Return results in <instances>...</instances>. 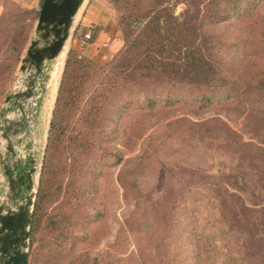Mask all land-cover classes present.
Segmentation results:
<instances>
[{"label":"rangeland","instance_id":"374dc122","mask_svg":"<svg viewBox=\"0 0 264 264\" xmlns=\"http://www.w3.org/2000/svg\"><path fill=\"white\" fill-rule=\"evenodd\" d=\"M95 1L116 20L113 47L97 64L70 36L18 152L37 169L27 264H264V0H171L162 47L145 26L156 0H86L73 28ZM3 13L0 121L36 37V20ZM70 54L91 63L74 66L56 116ZM170 60L174 73L156 71Z\"/></svg>","mask_w":264,"mask_h":264},{"label":"water","instance_id":"95a60500","mask_svg":"<svg viewBox=\"0 0 264 264\" xmlns=\"http://www.w3.org/2000/svg\"><path fill=\"white\" fill-rule=\"evenodd\" d=\"M86 0H43L35 27L36 37L30 41L20 66L24 84L5 99L20 112L18 121L3 128L0 126V166L5 178L4 194L0 193V264H27L30 225L35 198V160L29 159L26 170L16 151L21 139H15L24 123L32 121L28 109L35 106L34 99L42 95L52 80V72L45 64L62 54L72 32L76 15ZM42 80V81H41ZM40 81L41 83H38ZM29 129H25V132ZM22 171V173H21ZM25 186L23 188V184Z\"/></svg>","mask_w":264,"mask_h":264},{"label":"crops","instance_id":"0c3cea01","mask_svg":"<svg viewBox=\"0 0 264 264\" xmlns=\"http://www.w3.org/2000/svg\"><path fill=\"white\" fill-rule=\"evenodd\" d=\"M42 1L43 0H0V14H2L5 11V4L14 5L20 10L35 12L37 13V18L35 22V27H36L38 14L42 5ZM95 2L96 3L94 6L90 7V9H87V12L83 16L84 18L80 22V24L76 25L75 28H72L71 38L73 39L75 50L82 52L84 58H87L88 60L94 63L100 64V62H102L101 60L105 58V55L109 53L106 50L111 49L113 47L112 41L116 40L115 38L117 36V25L115 18H113L111 14L109 15L108 13L109 11L107 10V8H104L103 5H100L99 1H95ZM76 17L78 18V15ZM77 18H75V21ZM86 36L92 37L91 40L85 41ZM66 47L67 46H65V48ZM62 54L60 55V57L62 56ZM60 57H58L55 60L47 62L45 64L46 69L52 72L55 63L59 60ZM64 59H65V54H64ZM64 59H63V63H64ZM52 77H53V72H52ZM38 83L41 82L38 81ZM49 87L50 84L46 88H44L42 95L40 96L38 95L34 99L35 106L28 109V113L33 112L32 121L35 122L34 123L35 125H36V121L38 122L39 119L41 118L39 115V113L41 112L40 109H46L45 104L48 99L47 94L49 91ZM19 118H20V112L13 107V101H11L10 109L5 111L4 113L5 122L3 123V128L6 125H11L13 124V122L18 121ZM32 127H33L32 124L25 122L22 131L19 133L17 137H15V139L18 138L21 139L20 145L16 146L17 152H21L22 150L29 152L28 144L26 140H28V137L30 136L29 134H31ZM3 128L1 130H3ZM26 128L29 129V131L25 132Z\"/></svg>","mask_w":264,"mask_h":264},{"label":"trees","instance_id":"16d2710c","mask_svg":"<svg viewBox=\"0 0 264 264\" xmlns=\"http://www.w3.org/2000/svg\"><path fill=\"white\" fill-rule=\"evenodd\" d=\"M169 2H171V0H156V18L154 17L155 16L154 15L152 17H149L147 22H146L147 17H145L146 18L145 21H144V18H143V20H141L143 23L146 22L145 26L153 25L152 26V30L150 32L153 33V35H156V45L159 44L161 47H162V44H160V42L158 41L161 38V35H162L161 26L162 25L166 26V25L171 24V21H170L171 18L174 19L172 17V15H169L168 12H167L168 9H167L166 5L170 4ZM200 2L194 3L191 0L190 5L194 6V4L195 5L200 4V7H201L202 5H204V3H202L203 1H200ZM162 4H163V7H162ZM188 11H190V10L188 9L187 12ZM20 13H22V16H24L25 19L27 17V19L30 21V23L34 22L36 20V18H37V13H35V12L24 11V10L21 11L20 10ZM4 15H5L4 13L0 14V19L1 20L7 18V17H4ZM196 17L197 16H193V19H196ZM8 18H10V19L14 18V19H16V22H20V19H18L14 15L8 16ZM130 24H133V21H131ZM91 38L92 37H88V38L85 39V41H87V40L90 41ZM167 43H168V45L171 44L170 41H168ZM0 45H2V44H0ZM125 45H126V43H125ZM175 46H177L180 49L183 48V47H181L179 45H175ZM184 48H186L185 50L191 51L190 47H184ZM72 54L68 55L67 60H66L65 69H64V72H63L64 76H63V79L61 81V86H60V89H59V92H58V95H57V99H56V108H55L56 109V112H55L56 116L59 113L58 110H61L65 106V103H64V96L65 95L64 94H67V92L70 90L69 88H70L71 85H68V82H69V79L73 76L72 73H74V71H73L74 66L82 65L83 62H85V65L88 66L91 63L90 61H87L85 59H84V61H81V60L78 61L75 57H73ZM74 54H76V53H74ZM122 55H123V53L120 55V57ZM196 64H197L196 59L192 57L190 59L189 63H188V66L191 68L192 71H198V70L201 69V67L197 66ZM175 65H176V61L175 60H170V61H168V63H165V67H162L161 69L156 68V71L160 70V71H162L164 73H174V72H172L171 67L175 66ZM1 71L2 70H1V67H0V72ZM2 75H3V73H0V79L2 78ZM190 80L193 81L195 84H197L199 86L202 85V80H201V77L199 75H198V77L195 75ZM54 125H55V123L53 122L52 125H51L52 129H53ZM52 129H51V131H52ZM31 222H32V220H31Z\"/></svg>","mask_w":264,"mask_h":264},{"label":"bare ground","instance_id":"6f19581e","mask_svg":"<svg viewBox=\"0 0 264 264\" xmlns=\"http://www.w3.org/2000/svg\"><path fill=\"white\" fill-rule=\"evenodd\" d=\"M66 50H67V47L63 50L64 52H63L62 56L59 58V60L55 63V66L53 67V71H52L53 77H52V80L50 82V87H49V91L47 94L48 99H47L46 104H45L46 108H51V105L54 102L55 94L57 92L56 90H57V86H58V80H59L60 74L62 72L63 59H64V54H65Z\"/></svg>","mask_w":264,"mask_h":264},{"label":"built area","instance_id":"2783aa9c","mask_svg":"<svg viewBox=\"0 0 264 264\" xmlns=\"http://www.w3.org/2000/svg\"><path fill=\"white\" fill-rule=\"evenodd\" d=\"M88 37L89 36H86V38H88ZM23 84H24L23 79L22 78H19V80L17 81V84H16L15 88L20 89V88L23 87Z\"/></svg>","mask_w":264,"mask_h":264},{"label":"flooded vegetation","instance_id":"af4514ba","mask_svg":"<svg viewBox=\"0 0 264 264\" xmlns=\"http://www.w3.org/2000/svg\"><path fill=\"white\" fill-rule=\"evenodd\" d=\"M21 173H22V171H21ZM24 186H25V182H24V184H23V188H24Z\"/></svg>","mask_w":264,"mask_h":264}]
</instances>
